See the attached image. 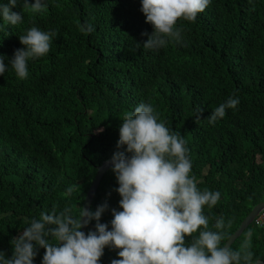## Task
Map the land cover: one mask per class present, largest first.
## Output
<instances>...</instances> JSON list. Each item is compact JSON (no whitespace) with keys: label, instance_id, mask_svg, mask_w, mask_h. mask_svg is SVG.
Wrapping results in <instances>:
<instances>
[{"label":"trees","instance_id":"obj_1","mask_svg":"<svg viewBox=\"0 0 264 264\" xmlns=\"http://www.w3.org/2000/svg\"><path fill=\"white\" fill-rule=\"evenodd\" d=\"M23 2L12 9L22 14L20 24L0 17L7 66L0 76V253L11 259L12 239L42 213L68 207L79 214L97 166L126 152L117 148L119 129L141 103L186 141L198 190L221 193L204 215L212 231L224 219L223 246L264 201V0H210L195 22L178 21L180 43L154 49L143 46L154 27L142 0H42L38 13ZM84 24L93 31L81 32ZM32 27L53 34L50 51L30 59L21 80L10 61L26 50L19 36ZM230 96L239 99L237 107L209 123ZM118 187L111 165L89 207L108 204L100 223L109 230L112 210L122 211ZM95 231L93 220L86 236ZM248 231L253 261L264 262V222L249 223L230 248L239 250ZM118 251L106 247L100 264L119 259ZM45 252L39 248L33 264H42Z\"/></svg>","mask_w":264,"mask_h":264},{"label":"clouds","instance_id":"obj_2","mask_svg":"<svg viewBox=\"0 0 264 264\" xmlns=\"http://www.w3.org/2000/svg\"><path fill=\"white\" fill-rule=\"evenodd\" d=\"M18 0L0 4V17L11 25L22 22V14L12 11ZM210 0H142L141 11L146 23L154 27L153 34L143 44L146 49L165 47L170 41L180 43V20L195 22ZM42 0H24L23 8L41 12ZM81 32L91 33L90 24L80 25ZM52 33L37 27L20 35L25 49H18L11 59V68L23 80L28 76V61L44 57L50 51ZM142 35H148L146 32ZM6 57L0 56V76L7 70ZM238 98L229 97L208 117L215 124L235 109ZM119 129L117 148L111 164L119 184L122 211L112 210L111 230L100 223L108 204L95 211L81 207L78 215L65 207L57 213H42L30 226L11 241V259L0 253V264H33L38 249L46 250L42 264H100L106 247L118 249L119 259L111 264H261L253 261L252 232L239 250L223 247L225 221L220 218L209 230L204 207H214L221 198L219 191H200L195 177L190 176L192 164L186 141L165 123L158 122V113L151 104L141 103L134 112L126 113ZM127 153V154H126ZM73 189H67L71 194ZM96 221V231L87 236L81 230ZM231 225V221L228 222ZM198 234V235H195ZM191 238L186 245L185 238Z\"/></svg>","mask_w":264,"mask_h":264},{"label":"water","instance_id":"obj_3","mask_svg":"<svg viewBox=\"0 0 264 264\" xmlns=\"http://www.w3.org/2000/svg\"><path fill=\"white\" fill-rule=\"evenodd\" d=\"M112 158H109L107 160H104L99 166L96 168V173L94 175V178L91 181V184L85 194L82 207L89 211V207L91 204V201L93 199V196L95 194V191L97 189V186L100 182V179L102 178L103 174L106 172V170L112 165L111 164ZM264 210V201L259 202L255 204L252 209L248 212V214L243 218V220L240 222V224L237 226V228L230 234V236L225 240L223 246L225 244L230 247L232 242L241 234V232L251 223L254 218ZM85 235H86V227L81 229ZM222 246V247H223ZM261 261V260H259ZM261 264H264L263 261H261Z\"/></svg>","mask_w":264,"mask_h":264},{"label":"built area","instance_id":"obj_4","mask_svg":"<svg viewBox=\"0 0 264 264\" xmlns=\"http://www.w3.org/2000/svg\"><path fill=\"white\" fill-rule=\"evenodd\" d=\"M255 222L257 224H261L264 222V210H262L261 212H259V214L254 218Z\"/></svg>","mask_w":264,"mask_h":264},{"label":"bare ground","instance_id":"obj_5","mask_svg":"<svg viewBox=\"0 0 264 264\" xmlns=\"http://www.w3.org/2000/svg\"><path fill=\"white\" fill-rule=\"evenodd\" d=\"M2 52V51H1ZM1 54V53H0ZM6 62V61H5ZM10 67V66H9ZM12 84L15 83V82H11ZM14 86H17V85H14ZM6 92V91H5Z\"/></svg>","mask_w":264,"mask_h":264}]
</instances>
